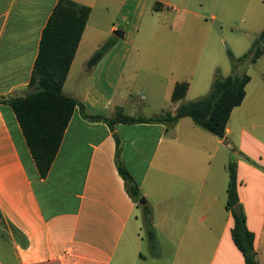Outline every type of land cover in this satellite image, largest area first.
I'll list each match as a JSON object with an SVG mask.
<instances>
[{
  "label": "crops",
  "instance_id": "obj_1",
  "mask_svg": "<svg viewBox=\"0 0 264 264\" xmlns=\"http://www.w3.org/2000/svg\"><path fill=\"white\" fill-rule=\"evenodd\" d=\"M58 1L0 0V101L29 93L42 33ZM71 1L91 9L63 87L83 108L75 109L47 177L13 109L0 103V214L8 227H0V264H246L227 209L231 162L256 259L264 264V133L256 131L264 112L254 113L248 132L252 81L223 140L201 132L190 118L174 127L89 121L85 115L114 118L131 105L145 53L137 41L147 17L174 4L177 12H194L183 0ZM111 38L114 47L88 67ZM127 72L133 77L125 93ZM183 100L172 101L167 112L175 115ZM118 152L153 211L155 246L145 236L142 206L119 174Z\"/></svg>",
  "mask_w": 264,
  "mask_h": 264
},
{
  "label": "trees",
  "instance_id": "obj_2",
  "mask_svg": "<svg viewBox=\"0 0 264 264\" xmlns=\"http://www.w3.org/2000/svg\"><path fill=\"white\" fill-rule=\"evenodd\" d=\"M90 14L91 9L87 6L71 0H59L42 33L39 54L29 83V93L0 101L13 109L42 178L47 177L51 170L75 109L83 108L78 100L63 92V87ZM115 44V38L109 39L91 57L88 67H95ZM229 54L234 73L226 78L217 76L208 95L182 104L175 115L167 112L151 118H134L120 113L114 118L87 115L85 117L89 121L105 122L112 128L117 123H158L174 127L181 119L190 118L198 128L223 140L231 115L243 104L251 82L248 74L241 76L236 70L248 59L255 64L264 55V31L244 56L236 58L231 52ZM188 89V83L177 84L172 101L176 103L183 100ZM116 162L128 194L140 204L143 195L125 168L120 152L117 153ZM228 171L227 209L232 212L235 220L233 240L243 253L246 264H258L254 246L255 235L247 227L246 215L244 212L241 215L235 213V207L241 205L236 162L229 164ZM142 217L147 238L151 245L155 246L153 211L147 204L142 206ZM0 220L3 222L1 214Z\"/></svg>",
  "mask_w": 264,
  "mask_h": 264
},
{
  "label": "rangeland",
  "instance_id": "obj_3",
  "mask_svg": "<svg viewBox=\"0 0 264 264\" xmlns=\"http://www.w3.org/2000/svg\"><path fill=\"white\" fill-rule=\"evenodd\" d=\"M183 1L194 13H186L184 8L177 12L174 4L158 17L148 16L142 26L137 49L140 46L145 53L124 116L149 118L172 110L171 94L177 82L191 86L184 103L208 95L217 76L226 78L234 73L229 52L236 58L244 56L264 31V0ZM236 71L251 77L247 113L252 122L256 111L264 112V55L255 64L248 59ZM130 77L132 72H127L122 88L125 93ZM239 118L233 117L234 124ZM254 123H245L248 132ZM257 125L256 131L264 133V121ZM0 227L8 229L1 220Z\"/></svg>",
  "mask_w": 264,
  "mask_h": 264
},
{
  "label": "water",
  "instance_id": "obj_4",
  "mask_svg": "<svg viewBox=\"0 0 264 264\" xmlns=\"http://www.w3.org/2000/svg\"><path fill=\"white\" fill-rule=\"evenodd\" d=\"M224 144H225L226 146H228V145H229V141L226 140ZM140 205H141V206L146 205V200H145V198H142V199H141V201H140ZM235 213H237L238 215H241V214L243 213V210H242L241 205H237V206L235 207Z\"/></svg>",
  "mask_w": 264,
  "mask_h": 264
}]
</instances>
